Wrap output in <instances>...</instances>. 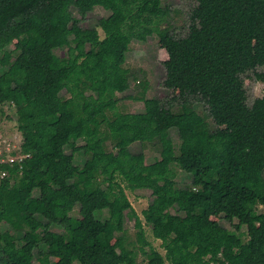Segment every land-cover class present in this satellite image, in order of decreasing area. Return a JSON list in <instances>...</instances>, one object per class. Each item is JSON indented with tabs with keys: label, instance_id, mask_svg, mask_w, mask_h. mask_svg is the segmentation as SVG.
<instances>
[{
	"label": "trees",
	"instance_id": "16d2710c",
	"mask_svg": "<svg viewBox=\"0 0 264 264\" xmlns=\"http://www.w3.org/2000/svg\"><path fill=\"white\" fill-rule=\"evenodd\" d=\"M187 1L179 25L181 9L164 0H0V112L16 108L30 155L0 165V264H139V247L143 264H264V96L250 102L246 87L264 82L252 57L256 40L264 65V0ZM97 6L118 19L99 21L105 38L84 25ZM154 34L172 41L162 81L179 94L148 97L144 79L126 98L145 110L117 111L143 72L120 44ZM109 139L116 153L95 159ZM148 144L166 166L147 164ZM183 159L194 170L181 182ZM119 179L152 191L143 218Z\"/></svg>",
	"mask_w": 264,
	"mask_h": 264
},
{
	"label": "rangeland",
	"instance_id": "374dc122",
	"mask_svg": "<svg viewBox=\"0 0 264 264\" xmlns=\"http://www.w3.org/2000/svg\"><path fill=\"white\" fill-rule=\"evenodd\" d=\"M75 1V0H71ZM164 3L170 4L172 6H177L181 9V17L179 20V25L184 23L183 19L185 15L189 14L191 7H193L194 3L192 1L187 0H164ZM88 6V4H87ZM73 13L76 14V9H73ZM72 16L68 17V20L71 21ZM103 19L107 23L109 27L118 23V19L114 18L113 15L104 9L101 6H97L91 13L88 14L86 21L84 23L85 26L88 27H97L101 38H105V31L102 26L99 24V21ZM160 27L156 26L155 30H158ZM3 34L6 37H9L8 29L3 30ZM121 48L126 52V65L130 69L139 70L143 69V72L138 75L136 80H132V84L128 92L124 94H118L119 102L117 105V111L120 112H130V113H140L145 110V105L143 101H137L134 99L126 98L127 95L133 94L138 95L141 92L140 81L147 79L150 84V90L148 92V97H159V98H169L167 95H178L179 91L177 89L168 90L163 86L162 77L165 73V70L174 67V61L170 54V48L172 46V41H161L157 34L152 35L148 38L147 41H132L131 44L121 43ZM252 57L256 68L258 71L264 72V65L261 63L259 58V48L258 43L254 40L252 44ZM2 65V60L0 59V67ZM49 73V70H47ZM246 87L248 89L249 100L254 101L258 97L264 96V82L257 81L252 78H246ZM60 94L64 95L66 90L64 88H59ZM8 113L4 116L0 117V134L12 138L16 144H19L21 141V134L17 129V119L15 115V109H7ZM113 127L117 126V123L113 121ZM212 126L223 127L218 124L217 119L212 120ZM173 138L177 141V137L174 132H172ZM13 142V141H12ZM79 143H83V139L79 138ZM132 150L135 153H139L143 150V146L140 142H135L132 144ZM144 152L146 154V162L151 165L153 169H159L167 165L165 160L162 158L160 151L157 150L152 144H148L144 147ZM116 153V150L113 148L112 140L109 139L107 141V147L104 152L98 151L95 152L93 157L95 159L101 160L105 155H113ZM194 170V166L191 162L186 159H183L180 168L177 170L178 178L184 181L190 180L192 176V172ZM121 181V179H119ZM122 182V181H121ZM141 182H144V178H141ZM123 186L126 189V193L128 195L129 200L131 201L133 207L136 212L143 218L142 211L148 207L149 203L152 201V191L144 188H137L135 190L130 189L126 183L122 182ZM222 214L220 212H215L212 215V219L215 221H220ZM178 219H183V215H178ZM221 223L227 227H230V224L226 221H221ZM103 230L106 229V226L100 224ZM126 227L132 232L133 235L135 232L134 222L127 220ZM146 237L152 242L154 247H156L163 254L165 253V249L162 246V241L156 239L153 236L152 228L150 225H144ZM47 239L49 236L47 233L43 234ZM85 242V241H84ZM83 242V243H84ZM143 247H139V264H143ZM233 251L230 247L223 248V254H228Z\"/></svg>",
	"mask_w": 264,
	"mask_h": 264
},
{
	"label": "built area",
	"instance_id": "2783aa9c",
	"mask_svg": "<svg viewBox=\"0 0 264 264\" xmlns=\"http://www.w3.org/2000/svg\"><path fill=\"white\" fill-rule=\"evenodd\" d=\"M12 108L15 109V113H16V108L14 106L5 105V107H4L5 114L8 113L7 109H12ZM5 114H2L0 112V117L4 116ZM17 126H18V124H17ZM17 129H18V127H17ZM21 142H22V137H21L20 143L16 144L15 141L12 140V138H9L7 136L0 134V165H2L4 163L12 164L16 161L21 162L23 159L30 157V155L22 154ZM7 176H8V171L0 169V183Z\"/></svg>",
	"mask_w": 264,
	"mask_h": 264
}]
</instances>
